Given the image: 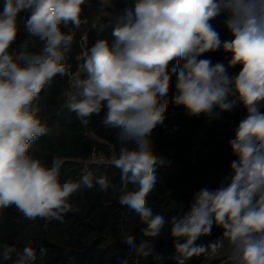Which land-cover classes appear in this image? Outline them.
<instances>
[{"label": "clouds", "instance_id": "obj_1", "mask_svg": "<svg viewBox=\"0 0 264 264\" xmlns=\"http://www.w3.org/2000/svg\"><path fill=\"white\" fill-rule=\"evenodd\" d=\"M87 3L5 0L0 13V209L14 205L28 219H62V214L76 211L68 200L82 186L99 185L102 192L111 186L105 176L94 182L90 171L78 181L61 183L62 160L54 157L46 167L28 155L31 143L47 131L34 101L53 77L66 75L65 46L73 40L72 30L87 22L81 19ZM22 10L31 11L28 32L44 42L42 54L30 59L9 52ZM118 24L111 46L101 39L85 54L86 78L74 81L77 91L69 94L65 106L84 124L106 106L104 125L119 130L122 145H134L121 148L112 159L123 184L119 203L139 217L144 237L159 236L166 219L154 214L148 196L164 159L154 152L151 136L164 124L169 104L196 117H218L242 105L246 115L228 141L237 157L231 173L218 188L194 193L187 214L171 217L175 252L169 258L186 264L193 256L226 250L233 264H264V0H136ZM225 28L231 39H221ZM221 49L231 53L227 66L205 56ZM24 59L27 64L21 66L17 61ZM238 64L241 70L230 76L228 68ZM129 184L134 188L125 191ZM213 225L222 234L198 244L200 237L211 235ZM124 243L143 258L152 255L150 243L137 244L134 235L125 236ZM13 254V264H35L37 259L30 246L17 251L8 245L0 258L9 261Z\"/></svg>", "mask_w": 264, "mask_h": 264}, {"label": "trees", "instance_id": "obj_2", "mask_svg": "<svg viewBox=\"0 0 264 264\" xmlns=\"http://www.w3.org/2000/svg\"><path fill=\"white\" fill-rule=\"evenodd\" d=\"M135 3L136 0H116L103 17V20L110 18L112 23L100 35L93 29L90 31L87 51L101 39L111 46L115 39L113 31L119 26L118 17L125 8ZM4 5L5 0H0V13ZM30 14V10H22L17 15L18 32L9 48V52L16 57L30 59L33 55L42 54L44 42L25 27ZM223 19V16L217 17L218 21ZM81 30L82 25L74 28L73 40L65 46L66 75L53 77L34 101L33 107L38 108V118L47 131L31 143L28 155L39 159L46 167H51L54 157L62 160L61 183L78 181L90 171L94 182L96 178L105 176L111 186L103 192L99 190V185L92 189L82 186L68 200L76 211L62 214V219H28L14 205L0 209V254L5 245L14 246L17 251L30 246L37 252L35 264H176L174 259L169 258L175 252L174 240L170 235L171 217L187 214L194 193L202 188H218L231 173V163L237 157L228 141L234 138L235 129L246 115V110L238 105L231 112H221L218 117L203 114L196 117L187 115L183 106L169 104L164 124L158 125L151 136L153 150L163 157L164 163L157 165V183L148 196L154 214L163 215L166 223L159 236L144 237L140 231L144 225L139 217L119 203L123 184L120 170L112 164V159L119 155L121 148H132L134 145H122L117 139L119 130L104 125L106 106L99 114L89 117L87 124L65 106L69 94L77 91L69 85V74L77 75V79L86 78L83 69L85 57L79 58L83 51L80 45ZM62 31L69 33L68 28H62ZM231 38L226 28L221 30V39ZM208 55H211L213 63L223 62L226 66L231 58V53L223 49L205 54ZM17 62L26 66L27 59ZM241 67L239 64L229 67V75L234 77ZM172 79L169 97L174 93L176 77ZM234 98L228 97L229 100ZM214 112H219V109H214ZM93 156H104L108 162H91ZM133 188L129 184L125 191ZM222 231L213 225L211 235L200 237L197 243L207 244L220 236ZM127 235L136 236L137 244L141 240L150 243L152 255L143 258L130 250L124 243ZM41 248L45 249L44 254L40 253ZM208 255L205 253L188 258L186 264H202ZM15 259V254L9 261L0 258V264H13ZM218 261H222V258ZM223 264L233 262L226 257Z\"/></svg>", "mask_w": 264, "mask_h": 264}, {"label": "built area", "instance_id": "obj_3", "mask_svg": "<svg viewBox=\"0 0 264 264\" xmlns=\"http://www.w3.org/2000/svg\"><path fill=\"white\" fill-rule=\"evenodd\" d=\"M116 0H97L96 2H93L91 0H88V3L86 5L82 6V13L81 18L83 20L86 19V15L88 13L97 12L98 13V21H101V23H98L96 25L90 26L88 22L82 24V30H81V39H80V45L83 48L82 53L80 54L79 58H84L85 54L87 53L86 49V42L88 39V35L90 31L93 29L97 32L98 35L102 33V31L105 29V27L110 26L112 23L110 18H106L103 20L104 15L107 14V9L115 2ZM69 85L71 88L74 86V81L77 79V75L75 74H69ZM74 92V91H73ZM72 92V93H73ZM91 162H97V163H107L108 159L104 156H93L90 159ZM220 253L208 255L202 264H223L225 262L226 256H222ZM222 261H218V259H221Z\"/></svg>", "mask_w": 264, "mask_h": 264}, {"label": "rangeland", "instance_id": "obj_4", "mask_svg": "<svg viewBox=\"0 0 264 264\" xmlns=\"http://www.w3.org/2000/svg\"><path fill=\"white\" fill-rule=\"evenodd\" d=\"M94 13V12H93ZM88 14H90V13H88ZM92 14V13H91ZM93 15V14H92ZM85 17H87V16H85ZM90 17H93V19H92V21L91 22H88V24L90 25V26H93V25H96V23H97V21H98V14H95V15H93V16H90ZM82 20H83V18H81ZM96 22V23H95ZM95 23V24H94ZM224 250H222V252H223ZM221 252V253H222ZM222 257V256H221ZM224 257V256H223Z\"/></svg>", "mask_w": 264, "mask_h": 264}, {"label": "crops", "instance_id": "obj_5", "mask_svg": "<svg viewBox=\"0 0 264 264\" xmlns=\"http://www.w3.org/2000/svg\"><path fill=\"white\" fill-rule=\"evenodd\" d=\"M93 15H95V14H98L97 12H94V13H92ZM91 13L90 14H87L86 16V20L88 21V22H91L92 21V19H93V17H90V16H93ZM96 23V22H95ZM94 23V24H95ZM99 23V21H97V23L96 24H98ZM225 251L226 250H224L222 253H220V255H222V256H226V254H225Z\"/></svg>", "mask_w": 264, "mask_h": 264}]
</instances>
